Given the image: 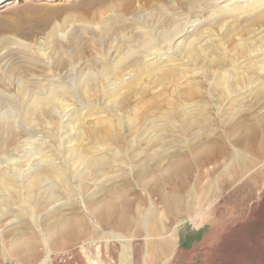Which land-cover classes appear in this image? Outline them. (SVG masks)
Listing matches in <instances>:
<instances>
[{
  "label": "rangeland",
  "instance_id": "1",
  "mask_svg": "<svg viewBox=\"0 0 264 264\" xmlns=\"http://www.w3.org/2000/svg\"><path fill=\"white\" fill-rule=\"evenodd\" d=\"M233 1L0 4V117L14 112L11 120L0 118V264H146L143 242L151 237L144 235L143 221L120 232L94 214L104 201L118 203L123 194L133 211L148 213L149 223L162 218L158 226L173 239L169 254L152 264H264V247H252L259 230L264 241V203L246 223L255 191L240 182L222 187L220 179L224 168L247 155L243 145L242 151L231 146L238 120L249 124L264 116V0L226 6ZM175 18L194 21V31L159 67L143 57L127 61L110 72L109 83L94 80L46 104L44 112L25 111L33 93L47 91L51 82L71 86L89 69H109L130 41L141 43L138 24L159 34ZM110 25L115 31L108 32ZM16 66L25 68L14 73L10 68ZM128 72L133 91L126 95L128 84H121L113 93L112 83ZM154 73L165 74V83L156 85ZM210 139L222 146L207 164L217 163L211 183L219 217L204 218L207 207L198 204L195 185L207 181L197 166L185 189L190 204L173 219L164 216L153 176H166L172 161L191 156L189 142ZM263 166L258 160L253 170L263 172ZM172 181L180 190V179ZM209 187L214 205L217 196ZM162 188L171 192L166 181Z\"/></svg>",
  "mask_w": 264,
  "mask_h": 264
},
{
  "label": "bare ground",
  "instance_id": "2",
  "mask_svg": "<svg viewBox=\"0 0 264 264\" xmlns=\"http://www.w3.org/2000/svg\"><path fill=\"white\" fill-rule=\"evenodd\" d=\"M29 1L31 2L32 0H29ZM236 1L237 0H234L233 2H229L226 4V6H232V4ZM238 1H245V0H238ZM6 2H9V0H0V4L6 3ZM193 26H194V21H188V20L181 21V20H176V18H175V20L173 19V21L171 23H169L168 27L163 32L161 31L162 33H159V34L156 33L155 34L153 32V30L151 28L150 29L147 28L148 26H146L145 24H138V27H139L138 29L141 31V33H140L141 37L138 35L140 37L139 39H141V43L131 42L129 40L130 43L126 46V48L123 51H121L122 53L120 54L119 58L108 65L109 69L101 68L100 70H97L95 72L90 71L91 69H89V72L85 73L84 75H82L80 77L78 76L79 78L76 79V77H75L76 80L71 81V86L66 85V84L61 85L59 83L54 84L51 82L52 86L50 88H48L47 91H44L43 90L44 88H41L42 89L41 91H44V92L37 91V92L33 93L32 97H30L29 106L27 107V109L25 111H27L30 114L36 113V112L40 113L42 111L44 112V106L46 104H52L53 101L59 100L60 96L61 97L64 95L66 96L70 92H73V90H77L78 86H81V85L83 87L88 86L90 84V82H92L94 80H97V82H102L103 80L108 81L110 72L113 69L115 71V69H117L118 67L123 66V64L127 61L128 62L126 65H128L129 63H134V62L138 61L139 58L143 57L145 59L144 62L146 64L147 63H155V64H157V67H159L158 64L167 61L169 59L170 53L175 49V47L180 45L181 42H183L184 38L189 37L190 32H192V30L194 31ZM107 27H108L107 29L109 30L108 32H110V31H115V27H117V26H113V25L111 26L110 25ZM122 34H124V33H122ZM159 42H162L161 45H159L160 44ZM165 43H167V45H168L166 49L163 48V44H165ZM169 43H171V44H169ZM155 48H157V49L162 48L163 50L162 51L157 50V49L155 50ZM156 51H159V52L161 51V52L157 53ZM133 56L134 57L136 56L135 59L133 58ZM31 58H32V56H31ZM130 58H133V59H130ZM102 62H104V61H102ZM34 65H35V63H34ZM23 66H25V65L23 64ZM157 67H155V68H157ZM24 68L16 66V67H13L10 69H12L13 71L16 70L18 72ZM25 71H26V69H25ZM7 72H8V70H7ZM14 73H15V71H14ZM165 76L166 75L165 74L163 75V73H161V74L154 73L151 76V78L155 77L156 79L155 80L153 79V80L156 83V85H159V84L165 83V80H164ZM130 78H132V74L129 73L128 76L120 77V80H118L119 82L116 81L115 83H112V85H114L112 92L113 93L116 92L117 89H115V88H118L121 84H126V85L128 84L126 95H129L134 89L132 84L129 85L130 81H128V80H131ZM108 83H109V81H108ZM143 91H145V89ZM187 91H191V88L188 87ZM127 97L128 96H124L122 98V101L126 100ZM53 105H54V103H53ZM154 105H155V107L160 106V104L157 102H155ZM11 110L10 111L5 110L2 113V116L0 118L6 119V120H11L13 117V113H14V112L12 113L13 110L12 111ZM176 115H178V114H176ZM178 116H180V114ZM169 123H171V122H169ZM165 125H167V124H165ZM178 125H180L181 127H184V129H186V126H187V124L180 119H179ZM236 127H237L238 131H237V133L232 134L233 136H232L231 140H233V143L231 144V146L233 145L235 148L238 147V148H240L239 151H242L241 147L243 145L244 147H242V148H245L247 155L245 157L242 156L243 157L242 159H240V157H239L237 159L238 163L234 167L224 168V169H227V172L221 173L220 179L222 180V184H223L222 187L227 186V185L232 186L234 184L237 185L240 182V185H242L244 187V189H246L245 187H247V189L249 187L253 188V190L255 191V195H252L251 202H249L250 204L248 205L249 208L246 209L245 216L243 217V220L246 223H250L251 219H252L251 216L253 215V211L255 209H258V208L260 209L261 205L264 203V176H262L264 171L261 172L262 168L257 173H255V170H253V168H255V162L256 161L262 160L264 162V116L260 117L259 120H257L256 122L253 121L252 123H249V124L245 121L244 118H241L238 120ZM109 131H110V129L106 128V133ZM197 142L198 141L189 142V145H190L189 147L195 149V150L191 151V156L189 154L183 155L179 159L172 161L167 166V168L165 169L166 170V176H161V175L153 176V179L156 181V185H154L152 187V191H155L154 188L157 187L156 191H158L157 195L159 197L160 203L162 204V208L164 210L163 213L165 214L164 216H166L170 219L175 218L178 210L182 211L183 206L190 204V202H191L192 197H190V195H189L190 193L186 192L185 189L187 188V185L189 182V176L191 175L192 170L194 169L195 166H197L199 169L201 168V172L199 175L200 179L201 180L205 179L207 181L206 185H204V183H202V181L198 182L197 180H195L196 182H198L195 185L197 192H198V196L195 195L197 198V201L199 202L198 204L199 205L203 204V206H201L203 208L207 207L206 210L204 211L206 214L204 218H205V220L209 219L208 221H214L215 219H217L219 217V214L217 213V212H220L218 210L220 206L217 205V204H220V202L218 200L219 197L216 194L215 187H213L214 185L211 183L213 177L216 176L215 171L217 168V163H215L212 166L208 165V167H207V164L216 160V159L211 160V156L213 155L214 152H216V150H218V148L220 149L222 146H220L216 142H213L212 139H210L209 142H207V143L206 142L203 143V145H200ZM246 144H247V148L245 147ZM237 152H236V154H237ZM218 153L219 152H217V154ZM220 155H222V154H220ZM222 157L224 158V155ZM227 165H225V166H227ZM263 169H264V166H263ZM253 171L255 174H252L251 176H249V173L253 172ZM175 178L180 179V181H179L180 190H178L179 192L176 191L175 183H174V181H172ZM221 180H219V181H221ZM164 181H166L170 185V187H171L170 193L164 192V190L162 188V183ZM195 181L193 182L194 184H195ZM159 182H161V184ZM200 183H201V185H200ZM255 185H257L256 186L257 188L256 187L254 188ZM209 186H211V188L213 187L214 192L211 194H213L214 196H217L215 199L214 205L209 204V199H208V194H207V192H208L207 189ZM243 187H241V188L243 189ZM123 195H121L122 198H120V201L118 203H116L114 200L104 201L102 203V208H99L98 210L94 211V214L96 215V217L99 220H108V221L112 222L113 224L112 223L111 224L114 225L115 229L117 231H120V232H124V231L128 230L131 224L136 223L137 221L139 222V220L141 222L143 221L144 224H146L145 228L147 230V232L144 235L151 237L150 239H148L147 237H144L145 240L143 242V245H144L143 251H145L144 253H146V257L143 256L145 258L144 262L146 264H152L154 262L159 261L162 257L163 258L166 257L167 254H169V250H171V248L173 247L174 242H173L172 238H167V236H166L167 234L165 235L164 232L158 226L159 222L162 218L160 219V217H157L154 220V223H149L150 220H148V218H147L148 213L146 214V213H142L141 211H133L131 208L132 201L128 198H125ZM248 199H250V198H248ZM231 213H233V212H231ZM233 215L231 214L229 217H234ZM149 217H150V215H149ZM139 228L140 227H139V223H138L137 226L135 227V233L140 231ZM262 234L263 233L259 230V232L257 231L255 233V236L253 238L254 244L252 245V247H254L256 250L259 249V251L261 248L264 247V241L262 239V237H263Z\"/></svg>",
  "mask_w": 264,
  "mask_h": 264
}]
</instances>
